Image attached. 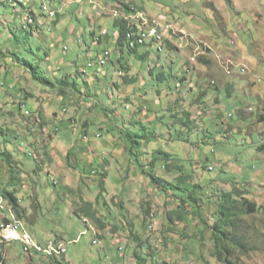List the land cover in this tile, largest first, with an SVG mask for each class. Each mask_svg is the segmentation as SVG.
<instances>
[{"label":"rangeland","instance_id":"374dc122","mask_svg":"<svg viewBox=\"0 0 264 264\" xmlns=\"http://www.w3.org/2000/svg\"><path fill=\"white\" fill-rule=\"evenodd\" d=\"M32 2L37 8L35 19H42L40 0ZM48 3L56 17L40 20L41 28L32 35L21 31L22 11L16 16L9 6L0 4V128L9 129L15 137L0 136V143L18 164L21 185L16 198L31 237L38 242L61 240L66 253L60 264H128L135 247L131 227L136 238L146 242L140 254L152 253L154 264L215 263L208 244L200 248L179 236L182 224L167 232L164 213L171 206H162L164 199L127 159L117 136H112L111 122L130 125L134 120L152 135H147L151 140L145 143V151L161 150L178 159L195 183L202 181L206 186L214 180L213 186L224 191L245 188L247 197L261 207L246 221L264 230V149H258L264 146V121L257 122V115H264V0L133 3L134 12L142 7L145 17L159 19L152 20L154 27L170 28L168 35L161 31L169 47L161 45L159 53L156 47L149 48L145 62L126 49L123 54L113 50L112 23L126 14L115 9L111 0H45ZM137 16L132 23L146 24ZM102 30L108 32L104 44H92L90 32L98 36ZM106 49L111 50L115 66L109 61L110 66L100 68L95 76L98 69L88 66ZM13 52L36 62L48 79L77 73L73 78L80 94L66 89L68 100L33 82L25 68L10 61ZM118 59L131 66L129 78H135V84L126 86L122 81ZM158 73L165 79L157 80ZM177 78L185 81L180 88ZM238 111L244 118H238ZM187 117L190 124L183 126L180 120ZM84 130L87 136L82 140ZM101 156L108 165L100 162ZM4 165L0 161V191L9 180ZM100 165L107 167L105 177L90 173L100 170ZM154 170L169 181L175 178L164 173L159 162ZM82 202L92 204L102 228L81 214V218L73 215ZM2 218H14L4 203L0 223ZM194 224L187 227L189 236ZM160 240L170 243L164 247ZM254 240H258L255 235ZM6 251L5 264L29 261L19 244L7 245ZM236 259L237 264H264V247ZM31 264L49 263L33 259Z\"/></svg>","mask_w":264,"mask_h":264},{"label":"trees","instance_id":"16d2710c","mask_svg":"<svg viewBox=\"0 0 264 264\" xmlns=\"http://www.w3.org/2000/svg\"><path fill=\"white\" fill-rule=\"evenodd\" d=\"M111 1L114 4L115 9H121L123 11L122 13L126 14L120 18L114 19L112 23L114 32H116L114 43L112 44L113 50L123 54L124 50L126 49L129 55L135 56L136 60L138 58L140 62H145L148 58V50L143 49L142 52H139L138 50L142 46L138 45H135L134 48L128 47L127 34L132 32L134 33L136 28L134 23L128 21L124 17L130 13H134L132 4L140 0H130V2L128 1L126 3L124 0ZM15 2L19 4L17 0H15ZM0 4L4 6L6 5L1 1ZM9 7L13 10V13L16 16L19 15L17 6ZM139 9H141L139 10L141 11L139 13L144 11L142 7ZM29 14L33 15L31 12H29ZM40 15L42 19L44 18L46 21L49 20L48 16H46L44 13H40ZM37 30L38 28L29 25L28 27L24 28L23 32L25 34L32 35ZM93 35H95L94 32H90V36L92 37ZM132 39H135L134 36H131V40ZM136 42L137 40L135 43ZM161 45H166L169 47L168 41L163 42ZM0 56L3 57L1 51ZM10 56L11 62L22 66L28 71L33 82H37L39 85L45 86V88L56 90L58 97L63 96L64 98H67L65 92L66 89H72L75 94H80L75 88V78H73L77 77V73L65 72L63 75H60L55 79H48L47 76H44V73L40 71V68L36 62H30L28 59L22 58L14 52L11 53ZM94 64L91 63L88 68L93 69ZM110 65L113 67L115 66V63L110 61ZM110 65L107 64L106 67H109ZM117 66L119 67V73L122 75V81L125 83V85L127 86L135 84V78H129L132 76L129 75L131 74L129 73V68L131 66H126L123 59H118ZM121 70L127 71L125 72V75L123 72H121ZM83 75L85 76V73H82V76ZM94 75L96 76V73H94ZM155 77L157 80L165 79V75L163 73H158ZM177 81L180 86H182V84L185 82L183 78H177ZM116 85L117 84H112V86ZM127 99L128 98H125L124 103L127 101ZM62 111L65 112L66 109L64 108ZM24 114L29 115V113ZM237 115L238 118H244L242 111H238ZM263 116L258 114L257 122L264 121ZM40 117L41 116H39V118ZM32 119H34L33 116ZM36 119V121H38V117H36ZM115 119L116 118H114V120ZM180 123L183 126H188L190 124L188 117L186 118V121L180 120ZM111 124L114 126L112 128V136L116 135L124 146L121 147V149L123 148V152L127 159L135 164L136 168L139 170V173L146 177L148 185L156 192L157 195H159V197L164 199L162 206H171L169 210L165 209L164 213V222L166 223L168 233H170L172 229L174 230L173 227L175 225L182 224L183 226L179 236L184 238L185 241H194L198 246H200V248L208 244L210 258L213 259L215 262L214 264H237V259L233 260L234 258L242 255L246 256L251 252L259 251L261 247H264V230L260 229V231H263L260 232L257 230L256 224L254 222L248 224L246 221L252 215H256L261 210V207L255 201H252L247 197L245 188L241 189L237 186H234L229 189V191H224L220 190L218 186H213L212 182L214 180L209 181L206 186L203 185L202 181L200 184L195 183L192 180L189 172L186 173L183 167L177 163L178 159L173 158L170 154L161 150H155L152 154L145 151L146 149L143 147L144 145H147L145 143H150L152 135L146 133V129L143 128V125L140 122L134 120L132 124L128 125L121 121L118 123L113 121ZM131 127H135L133 131L131 130ZM83 132L84 138L82 140H85L87 136V130H84ZM13 134L14 132L10 133L9 129L0 128V136H12L15 140ZM147 135H150L151 138L147 137ZM99 137L100 135L97 134L96 139ZM7 141H9V139H7L5 143ZM258 149L263 150L264 146H260ZM103 155L106 154L103 153ZM101 157L102 159H100V162L102 161L103 165H108V161L105 159V156ZM0 161L3 163V165L5 164L7 166L6 173L9 178L7 182V188L0 191V195L7 201V204L12 209L15 218L19 221H23L22 218L24 217V210L20 207V202L16 198V193L21 185L20 173L16 170L19 169L17 166L18 164L9 150L1 147V143ZM158 162L160 164V168L164 170V173L168 172L167 174H173L175 175V178L169 181L164 177L158 176L154 170V167ZM99 168L104 172H101L100 170H94L90 173L105 177L107 175L105 168L107 167H102V165H100ZM53 185L56 184L53 183ZM223 185H227V183L223 182ZM99 186H102V182L99 184ZM212 189H218V192L210 191ZM172 206L175 207L173 208ZM143 213L145 216H148V209L143 210ZM80 214L85 216L86 219L93 220L99 225L100 228L103 227V222H100V220L95 216V212L93 211L91 203L82 202L79 208L73 210V215L77 216L78 218H81ZM153 216L154 215L150 212L149 219H151ZM193 222H195L192 229L193 233L191 236H189L187 227L191 226ZM151 225L152 223L150 224L149 222L150 227ZM128 230L129 236L134 239L130 241L135 243L132 255L137 260V264H154L155 262L152 261V253H148L146 256H143L139 252L146 245V242L136 238V235L132 231L131 227ZM174 234H176V232ZM254 235L255 237L257 236L258 240H254ZM205 237H208V240H205ZM160 242L163 243L164 247H167L168 243H170V240H160ZM149 248L150 247H147V249ZM146 257H149L150 259Z\"/></svg>","mask_w":264,"mask_h":264},{"label":"clouds","instance_id":"9594fccd","mask_svg":"<svg viewBox=\"0 0 264 264\" xmlns=\"http://www.w3.org/2000/svg\"><path fill=\"white\" fill-rule=\"evenodd\" d=\"M1 2H3V3H5L6 5H9V6H17V11L18 12H23L24 13V17L22 18V25H21V31L23 32V30H24V28H26V27H28L29 25H31V26H33V27H36V28H40L41 27V25L38 23L40 20H42V19H38V20H36L35 19V9H37V8H35L34 6H33V4H35V2H32V0H17L18 2H19V4L18 3H16L15 2V0H10L11 2H4L3 0H0ZM19 5H21V6H19ZM48 5V6H47ZM32 6V7H31ZM51 7V5H50V3H48V4H46L45 5V0H40V5L38 6V10H39V12L40 13H44L46 16H48V18H49V20H54L55 19V12H54V10H53V8L51 7V8H48V7ZM29 12H31L33 15H30L29 14ZM137 14H139L141 17H140V20H142V21H144V23L146 22V25L147 26H143V24H142V22H140V21H138L137 23H134V25H135V28H136V30H135V32L133 33H128L127 35H131V36H134V40L132 39V41H136L137 40V38H138V35H139V33L140 32H142L141 31V29H148V27H149V25H151V21L153 20V19H156V20H158L159 21V19L158 18H156V17H154V18H150L149 19V17H145L144 16V14L145 13H139V12H134V13H131V14H129V15H127V16H124L128 21H130L131 22V20H134V19H138V16H137ZM162 15V14H161ZM36 22V23H35ZM24 27V28H23ZM148 31V30H147ZM170 31V28L168 29V31L166 32L167 33V35L169 34L168 32ZM161 32V31H160ZM107 35H108V32L106 31V30H102L101 32H100V34L97 36L96 34L95 35H93L92 37H91V43L92 44H97V45H103L104 44V40L105 39H107ZM112 37H113V39L111 38V40H112V43H114V37L116 36V32H114L113 31V33H112ZM165 35L166 34H162V39L160 40V41H157V39H155V38H148L147 40H145L144 42H143V44H135L136 46L138 45V46H142V47H140L139 48V52L141 51V49H145V50H149V48H153V49H155L154 47H156V51H157V53H159L160 51H162V46H161V44H162V42H163V40H164V37H165ZM166 35V36H167ZM105 36V37H104ZM101 37V38H100ZM77 38H78V42H80L81 41V38L79 37V36H77ZM127 41H128V37H127ZM135 45H134V47H135ZM128 47L129 48H131L130 46H129V41H128ZM134 47H132V48H134ZM62 50H63V52H66L67 51V47H65V46H63V48H62ZM111 51V50H110ZM109 50H103L99 55H97L96 57H94L93 59H92V62H94L95 64L93 65L94 67H96L98 70L96 71V75H97V73H98V71H99V69L100 68H102L103 70L106 68V66H107V64L109 65V61H110V58H111V52H110ZM118 54H120V53H118ZM46 58V57H45ZM101 58H104L105 59V63H104V65H101L100 64V59ZM48 61V60H47ZM89 65H91V64H89ZM119 75H120V73H118ZM178 83V82H177ZM176 87L178 88H180V84L178 85V84H176ZM25 113H28V112H25ZM42 131H45V130H43L42 129ZM30 157L32 158V159H36V155H35V153H31V155H30ZM55 183V182H54ZM56 184V183H55ZM1 203H4L7 207H8V209H9V214H12L13 215V217L15 218V215H14V213H13V211H12V209L8 206V204H7V201L0 195V206H1ZM16 219V218H15ZM17 220V219H16ZM3 221H6V219H4V218H2V222ZM17 221H19V220H17ZM1 222V223H2ZM19 222H22V224H23V222L24 221H19ZM0 223V224H1ZM24 226V225H23ZM24 228H25V230H26V227L24 226ZM152 228V225H151V227L149 226V229H151ZM92 231V230H91ZM26 232L28 233V231L26 230ZM29 234V233H28ZM30 235V234H29ZM31 236V235H30ZM32 239L36 242V243H41V244H47V243H53V244H55V245H61L62 246V248H63V252H60V253H58V254H55V253H53V254H51V255H45V256H41V255H36V254H29V255H27V254H25V253H23L24 254V256L26 257V261H27V258L29 259V261H27V264H31L32 262H33V259H34V261L35 260H43V261H45L46 263H51V262H53L54 264H60L61 262V260H63V258H64V255H65V253H66V250H65V244L61 241V240H54V241H44V242H38V241H36L33 237H32ZM97 243H99L98 241H94L93 242V244H97ZM11 244H16V243H2L1 242V238H0V258H1V260H0V264H5L6 262H7V259H9L8 258V252L6 251V246L7 245H11ZM120 244V243H119ZM122 250H124V247H119V251H122ZM23 252V251H22ZM133 256V255H132ZM32 260V261H31ZM152 260H153V257H152ZM58 261V262H57ZM56 262V263H55ZM127 263L128 264H137V260L134 258V257H132V259H128L127 260Z\"/></svg>","mask_w":264,"mask_h":264},{"label":"built area","instance_id":"2783aa9c","mask_svg":"<svg viewBox=\"0 0 264 264\" xmlns=\"http://www.w3.org/2000/svg\"><path fill=\"white\" fill-rule=\"evenodd\" d=\"M10 1V0H6ZM147 26L146 24H143ZM148 30V31H147ZM142 29V40L148 38L162 39L160 31H168V28H156L149 25L148 29ZM5 219V218H4ZM0 238L2 243H16L19 244L23 253L29 254H43L51 255L53 253L58 254L63 252L61 245H55L53 243L41 244L36 243L32 237L26 232L22 222L15 219V225H7L6 221L0 224Z\"/></svg>","mask_w":264,"mask_h":264},{"label":"bare ground","instance_id":"6f19581e","mask_svg":"<svg viewBox=\"0 0 264 264\" xmlns=\"http://www.w3.org/2000/svg\"><path fill=\"white\" fill-rule=\"evenodd\" d=\"M4 2H11V1H6V0H3ZM151 23H152V21H151ZM155 23H156V21H155ZM153 24V23H152ZM140 34V33H139ZM130 36V37H129ZM127 37H128V41H129V46L132 48V47H134V45L136 44V43H138V44H143V42H144V40H142V33L139 35V38L137 39V42L135 43V41H132L131 40V35L129 34V35H127ZM104 63H105V59L104 58H101L100 59V64L101 65H104ZM264 117V116H263ZM6 224L7 225H15V218H10V220H7L6 221ZM36 255H38V254H36ZM39 255H41V256H45V255H43V254H39Z\"/></svg>","mask_w":264,"mask_h":264}]
</instances>
